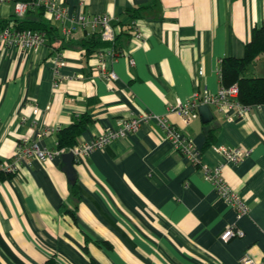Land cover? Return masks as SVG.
<instances>
[{
  "label": "crops",
  "instance_id": "0c3cea01",
  "mask_svg": "<svg viewBox=\"0 0 264 264\" xmlns=\"http://www.w3.org/2000/svg\"><path fill=\"white\" fill-rule=\"evenodd\" d=\"M57 1L68 10L63 22L38 6L21 18L51 30L44 45L0 50V166L13 161L21 143L38 141L56 151L58 133L40 140L37 133L62 130L83 115L92 122L77 145L125 119L168 116L202 150L204 165L224 163L213 146L249 151L241 163L226 164L223 176L250 212L237 218L202 167L177 152L151 121L75 161L72 176L63 158L68 151L47 162L30 159L18 174L4 172L0 264H238L245 254L264 261V105L244 119L231 111L232 121L210 107L212 122L205 124L199 113L188 126L169 113L197 92L219 91L221 61L242 58L253 29L264 26V0ZM99 15L111 17L118 34V56L104 58L116 81L99 75L97 53L109 45L88 55L85 32H64L80 16ZM14 18V2L0 3V22ZM134 21L140 38L132 34ZM58 56L64 78L55 88ZM245 76L264 78V55ZM233 226L244 237L224 243L223 233Z\"/></svg>",
  "mask_w": 264,
  "mask_h": 264
},
{
  "label": "built area",
  "instance_id": "2783aa9c",
  "mask_svg": "<svg viewBox=\"0 0 264 264\" xmlns=\"http://www.w3.org/2000/svg\"><path fill=\"white\" fill-rule=\"evenodd\" d=\"M10 0H0V3H10ZM15 15L23 18L33 6L43 8L46 13L50 14L58 21H65L68 17V10L60 5L57 0H38L36 3L16 2ZM36 4V5H35ZM80 30L88 36L99 34L102 41L108 43L110 48L107 51L97 53L100 61L99 75L107 81H116L117 75L113 71H109L104 63L105 56L117 57L118 52L115 47L117 40V31L113 25V19L108 15H99L95 17L80 16L70 28H65V34L71 35L72 32ZM131 31L134 36L140 38L142 33L138 23L135 21L131 24ZM47 42L45 32L32 29H18L13 25L0 28V50L1 49H19L22 51H30L34 48L44 45ZM56 73L59 78L54 83V87L58 88L64 77L59 75L58 69L64 64L61 57L53 59ZM134 65V61H131ZM239 89L237 85L230 87L221 86L217 93L205 91L203 93H195L193 97L185 102L178 101L174 106L169 108L170 114H177L188 126L199 117V107L208 105L215 109L217 115L224 116L227 120L232 121L234 118L229 114L235 112L237 119H244L257 105H245L238 101ZM154 121L165 132L166 139L172 144L173 148L185 157L193 166L202 167L204 178L211 183L215 192L219 197L224 199L231 205L237 214V218L249 215L250 209L242 196L234 191L226 182L223 176V170L226 164H239L249 156V151L242 147L213 146L212 150L224 158V163L210 167L202 164L203 152L195 144L194 140L187 137L183 132L170 123L168 116H159L155 114H143L138 117L122 120L116 129H110L101 133L94 140L76 145L69 150L50 151L39 146L38 141L32 143H21L18 145L13 157V161L8 165L0 166V172L18 174L23 164L30 159H38L41 162L50 161L55 155H60L64 151L72 152L76 162H81L91 156L97 150L103 149L111 142L123 139L129 134L137 133L143 125ZM60 129L47 128L37 133V140H40L50 134L58 133ZM1 183V179H0ZM244 232L235 226L230 227L223 233L221 239L224 243H228L235 238H243ZM238 264H264V261L257 262L250 255H243Z\"/></svg>",
  "mask_w": 264,
  "mask_h": 264
},
{
  "label": "trees",
  "instance_id": "16d2710c",
  "mask_svg": "<svg viewBox=\"0 0 264 264\" xmlns=\"http://www.w3.org/2000/svg\"><path fill=\"white\" fill-rule=\"evenodd\" d=\"M16 2H31L32 0H10ZM44 11V10H43ZM139 10L133 11L135 17ZM30 13V10L28 11ZM27 13V14H28ZM18 29H32L45 32L46 35L51 30L43 23L30 21L26 19L15 18L12 20ZM10 21V22H12ZM10 22H0V28L7 27ZM82 47L86 49L88 55L94 53L97 49L109 45L102 41L99 34H93L86 37L81 42ZM264 55V26L256 27L252 32V39L246 44L245 54L242 58L227 57L220 64L221 83L225 87L237 85L239 89L238 101L245 105H264V78L246 77L245 73L251 68L255 61ZM92 122V119L83 115L67 128L58 132L57 148L59 150H69L77 145L79 137L84 133L85 129ZM209 138L210 134H209ZM4 172H0V179ZM72 192L77 195V185L72 186Z\"/></svg>",
  "mask_w": 264,
  "mask_h": 264
},
{
  "label": "water",
  "instance_id": "95a60500",
  "mask_svg": "<svg viewBox=\"0 0 264 264\" xmlns=\"http://www.w3.org/2000/svg\"><path fill=\"white\" fill-rule=\"evenodd\" d=\"M199 113H200V116H201V118L205 124L212 122L214 119L212 110L208 105H201L199 107ZM63 158L65 159L66 163L68 164L67 168H68L70 175L72 176L73 175L72 166H73V163L75 162L74 154L72 152L65 153L63 155Z\"/></svg>",
  "mask_w": 264,
  "mask_h": 264
}]
</instances>
